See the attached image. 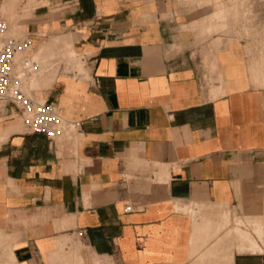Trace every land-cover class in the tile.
Returning a JSON list of instances; mask_svg holds the SVG:
<instances>
[{
  "label": "crops",
  "instance_id": "1",
  "mask_svg": "<svg viewBox=\"0 0 264 264\" xmlns=\"http://www.w3.org/2000/svg\"><path fill=\"white\" fill-rule=\"evenodd\" d=\"M46 1L33 47L53 7L86 53L42 93L59 139L0 134V264H264L234 233L264 214L263 21L209 35L171 0Z\"/></svg>",
  "mask_w": 264,
  "mask_h": 264
},
{
  "label": "rangeland",
  "instance_id": "2",
  "mask_svg": "<svg viewBox=\"0 0 264 264\" xmlns=\"http://www.w3.org/2000/svg\"><path fill=\"white\" fill-rule=\"evenodd\" d=\"M27 1L28 0H7L4 9L2 7L4 4V0L0 1V17H3L7 21V33L11 36L22 38L28 35L32 38V30L31 28H28L27 31V24L29 22H33L36 18L33 15V8L41 4H48L46 0H40L32 3L31 5H28ZM219 1H222V3ZM171 2L174 3V5H178L184 8L185 11L197 9L198 15L202 17L200 19V21L202 22L200 23L201 27L206 30L207 34L209 35L213 33L217 35H224L225 33H230L232 30H235L237 27H239L238 29L244 30L246 33H248V27L251 28L250 26L256 24V22L259 21L260 23L261 21H263L264 29V0H171ZM60 15L61 12L58 9H54L53 7H51L50 14L39 19L42 25L34 35V47L30 56L31 64L28 69L29 73L27 76L26 85L28 87V90L31 92V95H34L41 101L44 100V98L42 97L43 90L49 88L53 83L50 86H45L46 88L36 87L35 89H32L30 87V84L34 78H40L43 76L47 77L49 73L54 72L52 70L55 69L54 67L58 66V64L60 66V70L64 73H69V75L72 76L81 75V73L77 71L65 69V63L63 62L65 61V58L62 59L61 54H58V56L54 55L53 57H50V53H46V55L44 56V64L41 65L42 67L40 68V70L38 65L36 66V60L40 61V59L43 58H41L43 51L54 37L57 38L58 36L61 37L65 35L66 33L63 32L74 31L70 29L65 30L62 28H58L56 30L53 27L47 26L50 19H54L56 17H59ZM16 29H18V31ZM58 32H60L62 35H58ZM46 40L48 41L43 45V47L37 49V47ZM74 47H76V50L79 52H85L80 48L81 45L78 43H74L73 49ZM35 57L36 60H34ZM86 57L87 54L84 55L82 60L84 61V65L87 67ZM47 59L49 61H47ZM18 66H20V63H18ZM9 109L11 110V113H9L7 117V115L5 114L4 104L0 102V123L12 120L17 121L11 123L9 128H7L13 129L20 126L22 121L19 113L14 110V108H11L9 106ZM7 129L0 128V134ZM70 132H72V129ZM59 137L56 139H59ZM254 191L256 192V198H260L261 196V198L264 199V148L259 155V160L257 163Z\"/></svg>",
  "mask_w": 264,
  "mask_h": 264
},
{
  "label": "built area",
  "instance_id": "3",
  "mask_svg": "<svg viewBox=\"0 0 264 264\" xmlns=\"http://www.w3.org/2000/svg\"><path fill=\"white\" fill-rule=\"evenodd\" d=\"M7 31L8 23L0 17V102L19 113L27 131L44 133L52 141L64 133L65 121L53 104L24 91L33 45L28 35L18 38ZM18 54H23L19 67Z\"/></svg>",
  "mask_w": 264,
  "mask_h": 264
},
{
  "label": "bare ground",
  "instance_id": "4",
  "mask_svg": "<svg viewBox=\"0 0 264 264\" xmlns=\"http://www.w3.org/2000/svg\"><path fill=\"white\" fill-rule=\"evenodd\" d=\"M219 2L222 3V1H219ZM217 3H218V1H217ZM16 30L18 31V29H16ZM59 34H61V33H59ZM73 44H74V41H73L72 36H70V35H63L61 37L58 36L57 38L54 37L53 40L48 44V46L43 51L42 56H41V58L42 57L43 58L40 59V61H37L36 57H35L34 60H36V66L38 65L39 70H40V68L42 67L41 65L44 64V61H45L44 56L46 55V53H50V57H53L54 55L58 56V54H61L62 59H64V58L66 59V57L78 56L76 50L73 49ZM22 57H23V54H18L16 57V61L18 63H20L22 60ZM50 60H51V58H50ZM47 61H49V60L47 59ZM18 63H17V67H19ZM34 65H35V63H34ZM54 68L55 69L52 70L54 72L49 73L47 77L43 76L40 78H34L30 84V87L32 89H35L36 87L46 88L45 86H50L56 79V76H57L58 71H59V64H58V66H56ZM41 76H42V74H41ZM26 81H27V77L24 80V91L28 94H31V92L28 90V87L26 85ZM23 128L26 129L23 122H21L20 126H18L16 128H13L10 130H8V129L5 130L2 139H6V137L8 136V134L10 132L17 131V130H23ZM64 131H65V127H64ZM56 138H58V136ZM240 221L236 220L235 226L237 227V229H236V227H234L236 229L234 232L236 235V238H235L236 247L238 249H241V252H249L251 254L252 253H264V214H262L256 218L249 217L246 221H244V223H246L248 226V228H246V231L244 230L245 232L241 231L239 226H241V223L245 226H246V224H244L242 221L241 222ZM238 227H239V230H238Z\"/></svg>",
  "mask_w": 264,
  "mask_h": 264
}]
</instances>
